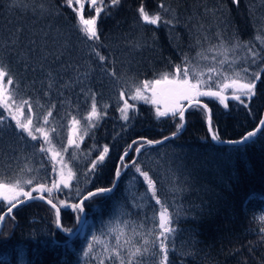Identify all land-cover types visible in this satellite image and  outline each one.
Listing matches in <instances>:
<instances>
[{
  "label": "trees",
  "instance_id": "1",
  "mask_svg": "<svg viewBox=\"0 0 264 264\" xmlns=\"http://www.w3.org/2000/svg\"><path fill=\"white\" fill-rule=\"evenodd\" d=\"M97 3L105 6L97 19L99 40L86 41L79 31L75 7L66 0H0V63L13 78L16 99H31L35 125L39 120V126H44L43 117L52 110L46 127L50 133L55 127L53 144L75 170L70 187L55 189L53 198L47 194L59 205L65 228L74 230L81 213L71 205L92 189L113 184L117 169L124 166L120 159L133 141L161 139L181 123L171 116L157 118L156 104L128 99L141 82L159 79L165 73L172 75L185 57L191 63L215 65L211 57L215 55L218 61L223 56L206 50L221 42L231 48L239 40L247 47L228 53L238 61L237 68L253 59L262 65L255 95L251 100L242 97L244 103L228 96L227 108L218 99H201L212 110V127L220 139L243 137L264 115V43L256 39H264V0H239L238 4L234 0ZM140 7L149 14L159 13L171 24L144 23ZM84 14L95 15V11L88 6ZM248 48L257 53L255 58ZM97 52L107 59L99 61ZM199 52L209 59H199ZM113 71L115 77L110 75ZM49 74L54 78L52 88L48 87ZM121 89L135 106L127 122L118 110L123 104ZM92 94L101 118L78 147L66 146L71 117L85 120ZM13 116L17 115L12 108L0 106V182L19 180L25 191L39 183L51 187L56 165L48 153L39 150L48 148L46 142L38 136L32 140L17 129ZM27 116L17 117L24 121ZM262 133L264 128L244 144H217L209 135L205 110L189 108L186 127L179 136L142 148L135 161L157 181V196L162 201L168 198L170 211L180 209L178 222L173 223L175 252H169V264H264ZM105 145L109 152L104 162L91 169V162ZM134 155L128 151L130 159ZM28 179L33 180L32 185L23 183ZM141 179L130 165L113 192L86 200L94 204L85 207L82 232L73 236L58 229L55 209L46 202L15 208L14 214L8 215L9 232L0 235V264H100L101 260L113 264L104 245L94 243L92 237L112 248L123 229L135 246L143 245L147 237L132 236V229L147 233L153 227L154 200L143 198L146 186ZM174 187L181 191H170ZM6 208L5 202L0 203V214ZM89 243H94L93 252L84 256ZM120 251L127 259L128 248ZM137 260L139 264H156L150 254Z\"/></svg>",
  "mask_w": 264,
  "mask_h": 264
},
{
  "label": "snow or ice",
  "instance_id": "2",
  "mask_svg": "<svg viewBox=\"0 0 264 264\" xmlns=\"http://www.w3.org/2000/svg\"><path fill=\"white\" fill-rule=\"evenodd\" d=\"M69 6H72V0H66ZM85 2L89 3L91 6L95 7V16L92 18H85L83 14V10L85 7ZM76 5L78 7L73 10L78 14L79 20V31L82 33L83 37L86 41H95L99 40V33L97 30V19L100 16L101 8L96 6L97 0H75ZM113 5L119 3V0H111ZM234 3H239V0H234ZM163 8V4L160 5ZM142 21L147 24L159 26L160 24H171L170 20L164 19L159 13L149 14L145 11L143 7L138 9ZM256 39L261 40V43H264V39L260 36H257ZM247 47L239 40L235 41L231 48L225 46L223 42L221 44L212 46L207 49L208 52H214L218 55H222L223 59L217 61L216 56H212L211 59L216 61L219 65L223 66L225 64H229L231 68V75L228 72L224 71L223 68L217 67H209L207 69V75L203 70L199 69L198 65H193L191 61L185 57L184 63L182 65H176L174 71L172 73V78L169 79V75L167 73L163 74L160 79H156L154 81H143L139 86H135L132 89V94L128 99L132 101L143 100L146 103L151 102L153 104L159 105L161 100H163L164 107L163 110L159 106L156 107V116L160 117H173L178 118L181 123L177 126V131L184 127L183 121L185 120V112L187 108H202L205 110V114L207 117V123L209 126V131L212 133V139L218 142L220 141L219 136L212 130L211 124V110L208 109L207 104L201 103V97H209L218 99L221 104H224V107L227 108L228 105L226 101L228 100V96L224 93L226 90H231L232 99L240 101V103H244L245 101L242 97L251 100L252 96L255 95L256 82L260 80V72H249L247 67H240L239 69L232 67V65L238 63L236 60L229 61L228 53L230 51H235L238 48ZM248 51L252 54L253 58L257 55V53L248 48ZM99 61H105L107 58L103 55H100L98 52L96 53ZM197 57L202 60H207L209 57L205 55L204 52L197 53ZM254 62V59H253ZM112 77L116 76V73L113 71L110 73ZM50 76V81L48 84L49 88L53 87L54 78ZM206 77V78H205ZM5 78L7 80L5 81ZM14 81L11 77L9 71L7 70V66L0 63V106H3L6 109H11L12 105H16V111L19 112L20 117L24 116V108L25 106L28 109V116L26 120L22 121L19 117L13 116L15 120V127L19 129L21 132L26 133L28 137L32 140H37L36 133L43 134V139L46 143L51 144V140L48 139V134L45 133L44 128L38 126L39 120L37 121V126L33 125V112H32V102L31 99L19 98L16 99L17 93L14 89H12ZM161 84L166 85L165 88L159 89L158 86ZM68 87V85H65ZM151 90L152 96L146 97L144 95L145 91ZM157 97H160L158 100ZM119 98L123 102L122 106L119 107V112L121 113V118L124 121L129 120V110L131 109L135 112L134 104L128 102V99H125V90L121 89L119 92ZM183 102H187V108ZM52 109L55 108V105L51 106ZM107 107V106H105ZM52 116V110L47 112V115L43 117V124L47 125L49 123L48 118ZM101 118V112L97 108V103L95 99V94L91 95V105L90 111L84 117L85 121L89 124V127H95V123L93 120L99 121ZM2 119H0V123H2ZM80 121L76 119V117H71V125H79ZM260 125L264 126V120L260 121ZM34 129V130H33ZM74 131L76 129H73ZM52 131L55 132V127L52 128ZM259 131V129H257ZM87 132H85V135ZM176 132L172 133V137L176 136ZM256 132H249L246 136L243 137L240 141H228V143L240 144L246 143L250 138L256 136ZM264 135V133H262ZM171 137L165 136L162 140H145L144 143H140L138 141H133V144H136L137 147L132 149L135 153H140L141 149L144 148L145 144L151 146L155 144H163L165 141L169 140ZM67 143L69 145L77 146L76 141L71 137L68 138ZM78 147V146H77ZM131 148V145L129 146ZM43 153L50 152V148L40 147L39 149ZM65 151L67 149L65 148ZM109 152V148L105 145L100 150L97 160L91 162V169H95L97 164H102ZM60 153L53 152L52 156L55 158L59 156ZM124 156H128V151L126 150ZM123 160V157H121ZM132 166L135 168L136 173L142 178L141 183L144 184L145 194L144 199L147 201H153L154 205L152 206L153 215L151 217V222L153 227L148 230L147 233H137L135 228L132 229V236L141 235L147 238L143 239V245L135 246L132 242V237H125V232L123 229L119 230L116 235V243L115 246L109 248L108 243L102 241L99 237L93 236L92 241L94 243H102L104 248L107 250V259L113 261V264H139L137 257H142L145 254H150L154 258H156V264H169V252H175V234L176 229L173 227L174 220L178 222V216L180 213V209L176 208L174 211H170L172 204L169 202L168 198L165 197L163 201L160 197L157 196V181L153 179L149 174V170H142L138 165L137 161H131ZM127 167V165H125ZM53 171H55V167L53 166ZM74 173L69 171L67 177L64 176L63 171L59 173V183L56 181L52 182V187H47L44 183H39L35 187H32L30 190L25 191L24 187L21 185L19 180L14 182H0V203L6 201L7 208L3 214H0V222L5 219V216H8L12 213L13 209L18 206V204L25 203L27 200L33 199H47L43 194L47 192L49 195L52 194L53 189H59L60 185H63L65 188L70 186V181L74 177ZM121 175L120 170L117 169L116 176L119 178ZM26 185H32L33 180L28 179L23 182ZM115 185H113V188ZM113 188H100L95 192H89L86 196H84L79 203L72 204L71 207L77 213L84 212V201L91 199L97 195H105L110 194L113 191ZM170 191L179 192L181 189L172 188ZM37 193L36 196L33 193ZM23 197V199H21ZM47 203L55 209L56 212V223L60 225V209L56 204L53 203L52 199H47ZM61 204H64V201H60ZM174 203V202H173ZM80 218L79 216L77 217ZM261 221H264V216L260 217ZM127 227V225H125ZM65 231H70L69 229H65ZM113 231H116L113 229ZM123 238V243L121 242ZM94 243H89L87 245V251L83 253L84 256H89L90 253L93 252ZM172 244V247H169V244ZM128 248L127 259L124 255L121 254V248ZM100 264H104V261L101 260Z\"/></svg>",
  "mask_w": 264,
  "mask_h": 264
},
{
  "label": "rangeland",
  "instance_id": "3",
  "mask_svg": "<svg viewBox=\"0 0 264 264\" xmlns=\"http://www.w3.org/2000/svg\"><path fill=\"white\" fill-rule=\"evenodd\" d=\"M72 4H73V6L76 8V7H78V5H76V3H75V0H72ZM99 3H96V6H98V7H100L101 8V10L103 9V7L105 8V6H99L98 5ZM89 6V8L91 7V8H93L94 9V11H95V7L94 6H91L89 3H87V2H85V7H84V10H83V14L85 13V9H86V7H88ZM84 16H85V18H92L93 16H95V15H91V16H87V15H85L84 14ZM230 52H232V51H230ZM229 52V53H230ZM239 54V53H238ZM220 57H221V55H220ZM221 59H223V57H221ZM228 59H229V61H232V60H234V58L233 57H231V55H229L228 56ZM193 65H198L199 66V69L200 70H203L205 73H206V75H207V69L209 68V67H217L218 69L219 68H223V70L224 71H226V72H228V74L229 75H231V68H230V66H229V64H227V65H223V66H218L219 64L217 63V64H215V65H206V66H204V64L203 63H201V62H195V63H192ZM232 67H235V68H237V63L236 64H234V65H232ZM245 67H247L248 69H249V72L251 73V72H260V70H261V68H262V65H259V63L257 62V63H246V65H245ZM237 69H239V68H237ZM172 78V75H169V79H171ZM206 78V77H205ZM160 79V78H159ZM7 79L5 78V81H6ZM156 80V79H155ZM149 81H154V80H149ZM166 87V85H163V84H161L160 86H158V88L159 89H163V88H165ZM226 96H232V92H231V90H226L225 91V93H224ZM144 95L146 96V97H151L152 96V92H151V90H148V91H145L144 92ZM126 99V98H125ZM157 99L159 100L160 99V97H157ZM201 99V98H200ZM202 100V99H201ZM204 101V100H203ZM128 102L129 103H131V104H133V102H131L130 100H128ZM184 104H186V102H183ZM160 108H161V110H163V107H164V103H163V100H161V102L159 103V105H158ZM189 109V108H188ZM188 109H187V111H188ZM28 109L26 108V106H25V108H24V115L25 114H27L28 113V111H27ZM12 111H13V113L14 114H16L17 116H19L20 114H19V112H17L16 111V105H12ZM130 111V110H129ZM187 111H186V124H187ZM264 116V115H263ZM77 119V118H76ZM77 120H79V119H77ZM80 121V120H79ZM95 119L93 120V123H95ZM35 123V121H33V125L34 126H37V125H35L34 124ZM39 126V125H38ZM40 127H43L44 128V131H45V133H47L48 134V139L49 140H51V144H48V143H46V146H48V148H50L51 149V151L50 152H47L48 153V155H49V157H50V161L52 162V163H54L55 165H56V167H55V169H56V172H55V179H54V181H56L57 183H59V173L61 172V171H63V174H64V176L65 177H67L68 176V174H69V171L71 170V172H73L74 174H75V170H74V168L72 167V166H70L69 164H68V162L64 159V157L62 156V152H60V150H58L57 149V147L53 144V139L51 138V133H52V129H51V133H50V130H49V128L48 127H46V125H44V126H40ZM186 127V126H185ZM89 128H91V127H89V124L85 121V120H83V121H80V123H79V125H75V126H73V125H71V123H70V126H69V129H68V138L69 137H71L72 139H74L75 141H76V145L78 146V145H80L82 142H83V140H84V138H85V132H87L88 133V129ZM264 128V127H263ZM73 129H76L75 131L73 130ZM34 130V129H33ZM177 131V130H176ZM34 133H35V135H37L38 137H40L43 141H44V139H43V134H41V133H36L35 131H34ZM179 136V135H178ZM53 137H54V135H53ZM66 146H73V145H69L68 143H66ZM132 149H134V146H133V144H131V148H129V150H127V151H132ZM53 152H58V153H60V155L59 156H56L55 158H53V156H52V153ZM125 153V152H124ZM135 156V155H134ZM122 157H123V160H121L120 159V162H122L124 165H128V167L130 166V165H132L131 164V161H132V159L134 158H132V159H130V157H126V156H124V154L122 155ZM119 162V163H120ZM127 167V168H128ZM119 168H120V166H119ZM121 169H123V168H121ZM121 169H119L120 171H121ZM75 176V175H74ZM74 178V177H73ZM73 180V179H72ZM72 180L70 181V185H71V183H72ZM51 187H52V185H50ZM64 186L63 185H60V188H63ZM70 187V186H69ZM57 190H59V189H56V191ZM54 192H55V189H53V192H52V194L51 195H49V196H53L54 195ZM45 196H47V192H45V193H43ZM49 196H47L49 199H51ZM55 196H57L56 194H55ZM53 198V197H52ZM35 201H40V200H35ZM53 201V200H52ZM5 202V204H6V206H7V202L6 201H4ZM31 202H33V201H31ZM55 204H57L55 201H53ZM30 203V202H29ZM25 204H27V203H25ZM92 204H94V202L93 201H84V208L86 207V208H88V206L89 205H92ZM24 205V204H23ZM58 205V204H57ZM21 206V205H20ZM51 206V205H50ZM59 206V205H58ZM19 207V206H18ZM17 208V207H16ZM85 208V209H86ZM6 210V209H5ZM4 210V211H5ZM61 210V209H60ZM4 211L1 213V214H3L4 213ZM12 214H14V209H13V211H12V213L10 214V215H12ZM82 214V213H81ZM79 217H81V215L79 216ZM79 221H80V218H79ZM61 226H62V229L63 230H65V229H67V228H65V226H64V224L62 223V211H61ZM10 228H11V218H10V216H6V218H5V221H4V223H3V225H2V227L0 228V235H3L2 234V231H8L9 232V230H10ZM70 231H68V232H72L74 229L73 228H71V229H69ZM82 232V231H81Z\"/></svg>",
  "mask_w": 264,
  "mask_h": 264
},
{
  "label": "water",
  "instance_id": "4",
  "mask_svg": "<svg viewBox=\"0 0 264 264\" xmlns=\"http://www.w3.org/2000/svg\"><path fill=\"white\" fill-rule=\"evenodd\" d=\"M201 103H202V104H207V103H206L205 101H203V100H201ZM207 105H208V104H207ZM185 107L187 108V103L185 104ZM187 109H188V108H187ZM208 109L211 110V108H210L209 105H208ZM261 120H264V116L262 117ZM261 120H260V121H261ZM260 121H259L258 125H257L253 130H251V131H249V132H256V133H257L256 136H257V135L261 132V130L263 129V127H264V126L260 125ZM183 123H184V127H183L182 129H180L179 131H175V132L177 133L175 137H177L178 135H180V134L184 131V129H185V126H186V112H185V120L183 121ZM211 124H212V110H211ZM207 127H208L209 135H210V137H212V133L209 131L208 123H207ZM257 129H259V131H257ZM212 130L214 131L213 127H212ZM249 132H248V133H249ZM248 133H246L244 136H246ZM166 136L171 137V138H175V137H172V133H170V134H168V135H166ZM244 136H243V137H244ZM256 136L250 138L247 142L253 140ZM164 137H165V136H164ZM243 137L238 138V139H220V141H223V142H218V141L213 140L212 138H211V139L213 140V142H215V143H217V144L237 145V144H233V143H228V141H240V140L243 139ZM171 138H170V139H171ZM162 139H163V138H161V139H146V140H153V141H155V140H162ZM132 144H133V143H132ZM240 144H244V143H240ZM156 145H159V144H155V145H151V146H156ZM141 150H142V149H141ZM138 155H139V153H135V156H134V158H133L132 160H136L137 157H138ZM127 167H128V165H127ZM127 167H125V165H124L123 169H121V171H120L121 175L123 174V172L126 170ZM121 175L119 176V178H117V176L115 177V180H114V182H113V184H112L111 186H108V187H101V188H113V185H115V187L113 188V191H114V189L116 188V186H117V184H118V182H119V180H120ZM97 189H100V188L92 189V190L89 191V192H95ZM113 191H112V192H113ZM89 192H87L84 196H86ZM33 195L36 196L37 193H33ZM84 196H83V197H84ZM83 197H82V198H83ZM46 198L49 199L47 196H46ZM82 198H81V199H82ZM21 199H23V197H22ZM47 199H33V200H27L25 203H29V202H31V201H35V200H40V201H43V202H46V203H47ZM81 199H80V200H81ZM79 202H80V201H79ZM25 203L18 204V206L23 205V204H25ZM53 203H54V202H53ZM54 204H55V203H54ZM56 205H57V204H56ZM18 206H17V207H18ZM57 207L60 209V207H59L58 205H57ZM14 209H15V208H14ZM5 218H6V216H5ZM85 219H86V209L84 208V212L81 214L79 224H78L77 228L75 229V231H73V232H71V233H70V232H67V231L63 230V229H62V226H61L62 224H61V210H60V225H59V226L57 225V227H58V229H60L61 231H63L66 235L73 236V235H75L76 233H78L79 231L82 230L83 225H84V223H85ZM4 221H5V219H4L2 222H0V228L2 227Z\"/></svg>",
  "mask_w": 264,
  "mask_h": 264
}]
</instances>
